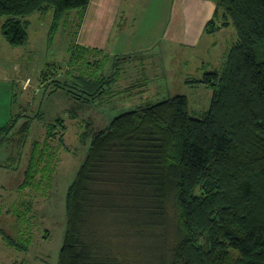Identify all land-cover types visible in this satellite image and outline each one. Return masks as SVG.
Returning a JSON list of instances; mask_svg holds the SVG:
<instances>
[{"label":"trees","instance_id":"16d2710c","mask_svg":"<svg viewBox=\"0 0 264 264\" xmlns=\"http://www.w3.org/2000/svg\"><path fill=\"white\" fill-rule=\"evenodd\" d=\"M90 1L0 0L2 34L22 46L30 15L51 12L52 31L75 9L80 28ZM214 2L205 31L233 26L236 40L218 68L203 67L193 79L211 90L208 109L193 116L187 96L178 94L124 111L102 129L86 126L81 137L90 133L91 141L68 188L56 264H264V0ZM74 49L100 52L76 43ZM132 56L116 55L113 64ZM111 80L76 81L78 92L66 91L90 104ZM67 84L56 81V89ZM19 117L0 127V144ZM32 120L18 128L20 141ZM64 135L59 116L42 141H33L23 191L50 185L59 160L53 141L64 143ZM17 205L7 212L24 220L31 200ZM0 233L7 245L28 250L30 237L16 239L1 227Z\"/></svg>","mask_w":264,"mask_h":264},{"label":"rangeland","instance_id":"374dc122","mask_svg":"<svg viewBox=\"0 0 264 264\" xmlns=\"http://www.w3.org/2000/svg\"><path fill=\"white\" fill-rule=\"evenodd\" d=\"M174 7L176 11L180 9L182 0H174ZM80 11L75 9L68 12L52 31L51 12L30 15L28 40L22 46H12L5 40L2 34L5 17H0V72L5 71L8 76L11 72L14 79L13 84L9 79H3L4 75L0 76V127L14 116L24 113L33 119L23 140L20 141L21 134L15 130L7 142L0 144V227L16 239L30 237L28 250L23 251L7 245L0 233V264L57 263L66 228L68 188L91 141L90 133L85 141L81 137L87 125L88 129H102L114 116L124 111L178 94L187 96L189 111L193 116H201L209 107L211 90L193 81L201 78L204 68H207H201L200 61L216 65L208 69L218 68L219 60L222 61L220 54L224 55L236 40L233 26L223 28L211 36H204L197 48L171 44L166 40L167 36L149 54H135L115 66L114 57L100 53L91 55L82 49H74ZM146 17L150 19L152 16ZM135 18L139 20V16ZM149 19L144 21L148 22ZM114 71L116 74H113ZM27 75L31 79L29 82L27 79L24 81L27 92L22 93L20 83L15 80ZM101 75L109 76L112 80L105 94L101 99L97 98V101L83 104L66 91L69 87L76 93V81L82 83L84 80H95ZM56 81L61 84L67 82L69 86L48 98L47 94L58 90ZM44 94L47 97L44 102L56 105L47 110L42 108L45 110V119L49 123L56 117L63 118L64 143L56 139L53 141L59 160L50 185L44 190L40 186L37 190L28 188L23 191L20 185L32 143L35 140L42 141L45 137L46 123L35 120ZM23 199H30L32 208L24 220H18L13 212L7 211L17 206L21 209L17 204ZM170 211L173 214V208ZM167 231L170 236L171 228Z\"/></svg>","mask_w":264,"mask_h":264},{"label":"crops","instance_id":"0c3cea01","mask_svg":"<svg viewBox=\"0 0 264 264\" xmlns=\"http://www.w3.org/2000/svg\"><path fill=\"white\" fill-rule=\"evenodd\" d=\"M215 7L214 0H182V7L177 11L174 7V0H157L155 3L154 0H91L84 12L75 43L79 46L99 49L100 54H107L111 57L149 54L167 36L166 40L171 44L197 48L204 36H211L223 29L213 33L205 31V25L213 17ZM136 16H139V20H136ZM146 16L152 17L149 19ZM146 18L149 19L148 22L144 21ZM220 57L222 59L223 54H220ZM221 62L219 60L217 65L220 66ZM214 65L212 62L200 61L201 68L214 67ZM5 73V71L0 72V76L4 75L3 79H9V82L14 84L12 73L9 72V76ZM26 79L29 82L31 78L27 75L25 78L21 76L20 79L15 80L20 83L19 88L22 93L27 92V85L24 82ZM59 92L60 89L52 91L51 94H47V97L56 96ZM45 97L44 94L39 102L37 109L39 115L35 120L45 122L47 125L48 121L43 112L56 105L44 102L47 98ZM47 104L48 107H46ZM27 114L21 115L23 117L18 115L19 119L23 118V120L18 119L22 122L17 121L15 130H18L20 125L27 120Z\"/></svg>","mask_w":264,"mask_h":264}]
</instances>
